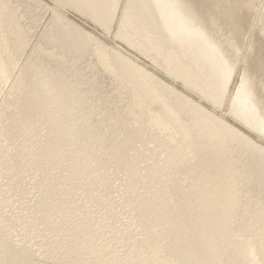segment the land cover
Returning <instances> with one entry per match:
<instances>
[{"label":"bare ground","instance_id":"6f19581e","mask_svg":"<svg viewBox=\"0 0 264 264\" xmlns=\"http://www.w3.org/2000/svg\"><path fill=\"white\" fill-rule=\"evenodd\" d=\"M18 1L28 17L43 12L42 38L32 35L37 40L29 50L5 39L0 29V185L30 196L13 214L25 243L52 261L132 264L119 259L117 247L113 250L93 221L74 220L75 206L53 193V181L46 179L40 192L23 188L44 174L34 163L40 151L35 152L36 123L45 119L63 136L80 130L76 100L63 106L50 100L48 86L42 92L30 87L29 64L48 56L59 58L49 64L54 67L83 60L91 77L85 79L87 88L95 90L101 86L98 77L117 65L118 84L130 85L123 96L137 104L138 119L162 122L151 139L147 126L129 124L127 116L125 132L134 136L123 133L118 140L155 144L151 149L163 157L156 173L163 172V219L175 230L173 251L181 264H264V0H58L108 32L119 27L118 35L149 59L148 68L56 4ZM0 239V264L35 263L27 244L16 247ZM91 253H97L96 263L89 261Z\"/></svg>","mask_w":264,"mask_h":264},{"label":"rangeland","instance_id":"374dc122","mask_svg":"<svg viewBox=\"0 0 264 264\" xmlns=\"http://www.w3.org/2000/svg\"><path fill=\"white\" fill-rule=\"evenodd\" d=\"M45 1L49 4H56L68 13L74 14L76 19L82 21L81 25L87 27L88 30L98 29V35L104 42L116 45L124 52V55H127L135 63L148 68L146 62L149 59L140 50L130 45L125 36L118 35L119 27L108 32L91 18L59 3L58 0ZM26 12L30 11L26 8ZM13 13L16 15V20L10 19L11 16H14ZM38 14V16L28 17L18 0H0V29L6 33L5 39L8 36L12 42L19 43L27 50L31 49L29 46L40 37L42 38L40 14L43 12ZM31 26L34 28L31 29ZM34 34L37 39H30ZM17 43H15L16 46ZM8 55L11 56L10 50ZM82 61L77 60L75 64L68 62L63 66L54 67L49 64L59 63V58L51 59L46 56L44 61H39L34 65L29 64L27 68L28 81L32 90L37 89L42 92L44 91L43 86H48L51 89L47 94L50 100L55 99L57 102H62L60 105L63 106L72 101L75 103L76 100L73 114L78 120L80 130L74 134L63 136L56 133L55 128L45 119L39 120L42 124L36 123L35 135L40 144H37L35 152L38 150L41 152L36 153V158L39 156L34 159V163L35 167L42 168L45 175L39 170L41 174L38 180L34 181L35 183L27 182L23 188L31 189L33 186L34 190H37L36 192H40L44 191L43 182L53 181L52 184L56 188L53 193H56L55 195L59 198L61 196L69 199L68 204L75 206L74 212H71L74 220L82 222L87 218L86 221L91 225V221H93L92 226L95 229L99 228V231L102 230V233L105 232L104 237L109 238V241L114 244L113 250L117 247L115 253L122 261H129L132 264H181L180 259L173 251L175 230L169 221L163 219V172L160 171V175H156L157 171L163 167V162L161 163L163 157H159L158 149L156 151L151 149L156 146L155 144H151L150 148L149 145L140 146L141 144L137 140L130 139L127 142L122 140L123 137L118 140L123 133L128 139L134 136V134L129 135L125 132L131 123L147 126L148 132H145L152 136L151 139H155V127L160 128L162 122L155 117L149 118L152 122L143 117L141 120L138 119L137 104L123 96V91L126 95L130 85L125 81H123V87L118 84L121 80L118 77L117 65L114 68H107V72H103L98 77L101 83L99 90H95L91 85L88 89L85 79L86 77L91 78L90 71L84 70L85 62ZM75 65H79V67L74 69ZM13 67L15 71L14 64ZM14 71L13 73H15ZM117 85L121 86L122 90ZM55 106H58L57 103ZM154 111L151 110V112ZM127 116H131L132 122L127 120ZM9 121L10 119L5 123L8 124ZM128 122L130 123L127 124ZM50 134H54V136ZM48 136L51 137L48 139ZM117 141L121 142V148L114 145V142ZM160 141L162 143L163 138ZM67 147L68 149H66ZM42 160L46 163H43ZM50 164H53L52 167H54H50ZM52 170L54 174L50 173L53 172ZM33 174L34 172L31 176ZM59 178L60 180H58ZM37 186L38 188H36ZM62 186H66L65 189ZM12 191H8L3 185H0V237L5 243L20 247L27 244L25 243V232L16 225L13 214L18 212L17 208L25 198L27 201L30 200V196L28 197V193L25 192L19 191L18 194L17 191ZM64 193L66 196H63ZM77 204L78 206H76ZM93 214L94 218L91 217ZM67 220L65 218L64 222L67 223ZM96 225L98 228L95 227ZM70 232L73 233V231ZM104 237L102 238L104 239ZM27 246L30 247L29 256L31 261L35 262L34 264H69L63 261L59 262L60 260H49L41 251H37L39 250L37 246L33 244L32 246L27 244ZM96 254H89L90 258L87 254L85 258L96 263Z\"/></svg>","mask_w":264,"mask_h":264}]
</instances>
